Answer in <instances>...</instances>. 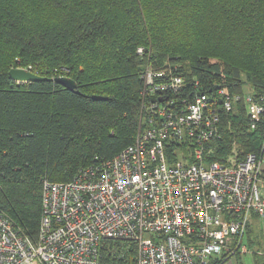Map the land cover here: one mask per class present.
Segmentation results:
<instances>
[{"label":"trees","instance_id":"16d2710c","mask_svg":"<svg viewBox=\"0 0 264 264\" xmlns=\"http://www.w3.org/2000/svg\"><path fill=\"white\" fill-rule=\"evenodd\" d=\"M30 65L47 80L10 79ZM149 65L206 92L264 95V0H0V212L28 238L38 235L42 180L70 181L133 142ZM220 120L212 160L226 162L233 144L231 160L259 152L264 116L251 130L241 102ZM119 244L124 257L109 243L102 262L136 264L135 245Z\"/></svg>","mask_w":264,"mask_h":264},{"label":"built area","instance_id":"2783aa9c","mask_svg":"<svg viewBox=\"0 0 264 264\" xmlns=\"http://www.w3.org/2000/svg\"><path fill=\"white\" fill-rule=\"evenodd\" d=\"M142 81L130 145L70 181L42 180L35 240L0 212V264H104L109 243L120 258L119 243L138 247L136 264H214L247 252L250 215L264 222V137L258 153L233 162L212 160L206 145L219 138L220 117L241 102L255 129L264 95L206 92L166 65L146 66Z\"/></svg>","mask_w":264,"mask_h":264},{"label":"rangeland","instance_id":"374dc122","mask_svg":"<svg viewBox=\"0 0 264 264\" xmlns=\"http://www.w3.org/2000/svg\"><path fill=\"white\" fill-rule=\"evenodd\" d=\"M28 67H30V70H26ZM33 67H34L33 65H30V66H26L24 69L23 68H13V69H23L29 72L32 70ZM244 91L246 93H251V88L249 86H245ZM236 155H237V146H234V148H232L231 155L228 156L226 160H228L229 162H233L235 161V159L231 160V157L236 158ZM263 244H264V222L261 221L258 216L251 214L247 227V237H245L243 240L242 248H245V251L248 252L249 251L255 252L256 250H261ZM245 256L246 254L241 253L240 251H236L228 259L222 262V264H226L227 262H229V260H233V259L234 262H232V264H239L241 263V261L244 260L243 258H245Z\"/></svg>","mask_w":264,"mask_h":264},{"label":"water","instance_id":"95a60500","mask_svg":"<svg viewBox=\"0 0 264 264\" xmlns=\"http://www.w3.org/2000/svg\"><path fill=\"white\" fill-rule=\"evenodd\" d=\"M9 77L14 82L19 83H27V82H39V81H46L47 78L35 75L32 72L25 71L23 69H11L9 71ZM54 82L58 85H61L68 91L74 92L78 94L79 92L76 90V85L74 81L67 77H57L54 79ZM92 100L94 101H103L106 100L105 97L101 96H92Z\"/></svg>","mask_w":264,"mask_h":264},{"label":"crops","instance_id":"0c3cea01","mask_svg":"<svg viewBox=\"0 0 264 264\" xmlns=\"http://www.w3.org/2000/svg\"><path fill=\"white\" fill-rule=\"evenodd\" d=\"M245 237H247V234ZM259 252H260V250H256L255 252L254 251H249V252L247 251L246 253H244V254H246L245 258H243L244 260L242 259L243 261H241V263H239V264H264V256L260 255ZM229 257L225 258L224 261L226 259H228ZM232 262H234V259L229 260V262H227L226 264H232Z\"/></svg>","mask_w":264,"mask_h":264},{"label":"bare ground","instance_id":"6f19581e","mask_svg":"<svg viewBox=\"0 0 264 264\" xmlns=\"http://www.w3.org/2000/svg\"><path fill=\"white\" fill-rule=\"evenodd\" d=\"M30 72V71H29ZM138 250V247L137 248H135V252Z\"/></svg>","mask_w":264,"mask_h":264}]
</instances>
